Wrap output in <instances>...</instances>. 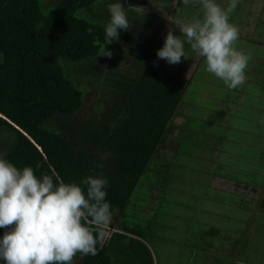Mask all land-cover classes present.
I'll use <instances>...</instances> for the list:
<instances>
[{
	"label": "rangeland",
	"instance_id": "1",
	"mask_svg": "<svg viewBox=\"0 0 264 264\" xmlns=\"http://www.w3.org/2000/svg\"><path fill=\"white\" fill-rule=\"evenodd\" d=\"M57 1L41 0L48 8ZM118 1L123 2L129 29L119 31L112 50L109 44L101 45L97 59L63 63L65 73L83 91V104L71 118H51L49 129L59 130L62 120L68 119L82 124L93 114V126H100L102 114L116 107L110 100L123 98L142 68L165 67L167 62L158 59L157 51L170 28L180 35L176 23L166 17L178 20L183 15L189 22L203 16L198 3L195 15L191 2L184 5L182 0ZM219 2L226 8L229 0ZM97 4L79 11L80 15L95 19L98 12H108V7L106 11ZM235 12L241 31H264V0H238ZM134 33L139 41L153 40L150 47L129 48ZM104 46L112 58L100 56ZM248 46L245 49L253 55L264 54V47ZM150 58L154 62L146 64ZM199 58L195 54L176 65V73L187 81L175 101L165 136L157 140L146 172L131 193L124 220L148 233L146 240L154 247L156 264H233L246 249L253 255L247 262L264 264V154L242 143L246 140L242 137L247 138L257 124L255 146L264 151V84L248 81L229 90L203 66L198 68Z\"/></svg>",
	"mask_w": 264,
	"mask_h": 264
},
{
	"label": "trees",
	"instance_id": "2",
	"mask_svg": "<svg viewBox=\"0 0 264 264\" xmlns=\"http://www.w3.org/2000/svg\"><path fill=\"white\" fill-rule=\"evenodd\" d=\"M96 1L97 6L106 7V11L108 5L119 2L58 0L48 8L41 0H0V157L21 170L31 167L37 178L45 173L52 176L54 184L74 182L80 185L87 176L107 178L106 200L110 202L112 213L109 237L103 244H97L96 256L82 257L78 253L74 261L79 260L81 264H154L146 240L148 233H142L138 226L128 225L124 217L131 193L146 172L157 140L165 136L167 121L187 81L176 73L177 66L165 63V67L154 70L152 65L142 68L127 94L121 99L110 100L116 107L102 114L98 127L93 126L94 114L82 124L73 119L62 120L59 130L46 126L54 116L71 118L83 104V91L65 73L63 66L69 62L80 63L83 58L95 60L99 48L105 45L104 28L109 22V12H98L95 19L79 13ZM219 1L216 3L221 5L223 1ZM190 4L197 15V4ZM42 9L49 14L45 16ZM237 16L236 12L230 14V22L240 30L234 46L251 56L246 82L264 84V54L253 55L245 49L248 43L251 44L249 48L262 49L264 31L257 34L241 31L242 23ZM173 21L186 23L183 15ZM176 32L179 33V29ZM139 38L136 33L132 34L129 48L150 47L153 42L145 37L139 41ZM242 38L246 41L241 42ZM109 45L108 50L115 47ZM185 50L188 59L195 55L189 46H185ZM154 60L150 58L146 64ZM198 61V68L205 69L203 58ZM254 127L247 138L242 137L246 139L242 143L261 156L264 151L255 146L259 133ZM5 231L0 229V239ZM241 255L242 259L233 264H257L247 262L253 256L249 250ZM0 263L6 264L4 260Z\"/></svg>",
	"mask_w": 264,
	"mask_h": 264
},
{
	"label": "clouds",
	"instance_id": "3",
	"mask_svg": "<svg viewBox=\"0 0 264 264\" xmlns=\"http://www.w3.org/2000/svg\"><path fill=\"white\" fill-rule=\"evenodd\" d=\"M184 5L198 3L202 18L176 23L180 35L169 29L158 59L169 65L188 56L185 45L203 58L205 71L221 80L229 90L243 86L250 55L237 50L239 28L230 22L238 0L222 7L216 0H182ZM42 12L45 16L49 13ZM109 22L104 28L105 45L119 40V31H127L129 22L121 3L108 6ZM91 33L92 29H88ZM105 46L100 56L112 58ZM97 167H103L97 164ZM108 180L87 176L80 185L59 182L44 174L37 178L31 167L18 169L0 157V260L6 264H73L79 253L96 256L97 244L109 237L111 205L106 200Z\"/></svg>",
	"mask_w": 264,
	"mask_h": 264
},
{
	"label": "crops",
	"instance_id": "4",
	"mask_svg": "<svg viewBox=\"0 0 264 264\" xmlns=\"http://www.w3.org/2000/svg\"><path fill=\"white\" fill-rule=\"evenodd\" d=\"M261 11V10H260ZM260 26H261V23H260ZM150 245V244H149ZM154 248V247H153ZM153 248H152V245H150V249H151V252H152V255H153ZM153 258H154V256H153ZM154 264H156V262H155V260H154Z\"/></svg>",
	"mask_w": 264,
	"mask_h": 264
}]
</instances>
